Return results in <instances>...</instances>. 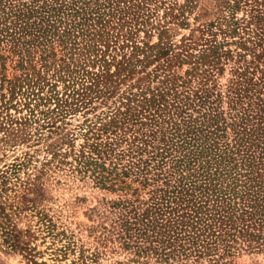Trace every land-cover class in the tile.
<instances>
[{
	"label": "trees",
	"instance_id": "16d2710c",
	"mask_svg": "<svg viewBox=\"0 0 264 264\" xmlns=\"http://www.w3.org/2000/svg\"><path fill=\"white\" fill-rule=\"evenodd\" d=\"M218 1L204 47L184 54L186 78L163 75L119 96L84 121L78 149L52 151L101 189L135 192L126 178L147 189L145 203L120 205L128 212L118 237L156 264H219L242 247L264 252V0ZM158 8L183 25L170 0H0V38L20 72L6 80L0 108L20 103L22 119L37 114L51 127L109 98L112 86L167 54L164 42L136 41L140 27L166 26L154 18ZM225 64L230 76L218 90L212 76Z\"/></svg>",
	"mask_w": 264,
	"mask_h": 264
},
{
	"label": "rangeland",
	"instance_id": "374dc122",
	"mask_svg": "<svg viewBox=\"0 0 264 264\" xmlns=\"http://www.w3.org/2000/svg\"><path fill=\"white\" fill-rule=\"evenodd\" d=\"M170 2L181 9L178 20L183 21L182 26L172 23L169 15L164 18L162 8H158L154 18L166 22V26H143L136 33L139 45L141 41L149 46L166 43L167 54L147 64L143 72L112 86L109 98L93 99L85 108L59 118L51 127L42 123L37 114V121L22 119L27 113L20 103L16 110L0 108V264H156L153 257L134 255L131 249L122 247L118 237L124 233L119 230V218L128 212L120 205L123 201L133 206L145 203L147 189L131 183L130 178L124 182L135 192L119 191L117 185L114 190L101 189L61 163L70 158L51 156L55 149L64 153L68 145L78 149L84 121L87 124L117 106L119 96L152 87L163 75L187 77L190 65L184 54L195 55L204 47L209 25H214L217 18L219 1ZM242 14L243 9L235 16ZM150 27L153 29L149 30ZM162 29L165 34L158 36ZM10 49L11 45L0 38V100L9 98L6 80L12 82L20 74L15 68L17 58ZM36 56L33 65L37 68ZM59 58L57 54L56 63ZM109 70L112 72L113 68ZM229 76L226 64L212 76L218 90ZM56 86L61 92L59 82ZM201 264H208L207 260H201ZM219 264H264V252L242 247Z\"/></svg>",
	"mask_w": 264,
	"mask_h": 264
}]
</instances>
